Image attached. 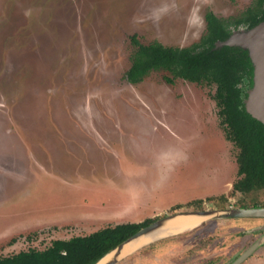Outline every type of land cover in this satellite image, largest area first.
I'll return each instance as SVG.
<instances>
[{
  "label": "rangeland",
  "instance_id": "obj_1",
  "mask_svg": "<svg viewBox=\"0 0 264 264\" xmlns=\"http://www.w3.org/2000/svg\"><path fill=\"white\" fill-rule=\"evenodd\" d=\"M252 2L0 0L1 255L146 217L264 205L261 189L232 192L236 149L214 86L124 76L130 36L186 46L206 10L236 17ZM260 224L208 217L116 264H227L233 246L264 236ZM246 261L263 263L264 244Z\"/></svg>",
  "mask_w": 264,
  "mask_h": 264
},
{
  "label": "trees",
  "instance_id": "obj_2",
  "mask_svg": "<svg viewBox=\"0 0 264 264\" xmlns=\"http://www.w3.org/2000/svg\"><path fill=\"white\" fill-rule=\"evenodd\" d=\"M263 19L264 0H253L236 17L221 18L206 10L204 32L198 40L186 46L164 45L156 40L142 43L132 35L133 50L124 74L130 83L141 81L151 71H163L164 81L170 84L183 79L214 86L212 98L219 123L225 139L236 149L238 177L232 183V192L242 194L259 189L264 193V123L253 118L244 108L243 99L252 84V65L247 51L227 45L213 49V45L216 40L225 39L232 29H247ZM195 203L191 200L186 204ZM179 207L180 204H174L170 208L175 210ZM195 207L200 206L195 204ZM239 207L250 205L240 203ZM157 218L146 217L137 222L103 226L87 234L55 238L43 249L28 248L0 254V264H94Z\"/></svg>",
  "mask_w": 264,
  "mask_h": 264
},
{
  "label": "water",
  "instance_id": "obj_3",
  "mask_svg": "<svg viewBox=\"0 0 264 264\" xmlns=\"http://www.w3.org/2000/svg\"><path fill=\"white\" fill-rule=\"evenodd\" d=\"M224 45L238 46L247 51L252 65V84L246 90V97L243 99L244 108L246 112L249 113L253 118L264 123V19L247 29L244 27L232 29L230 34L225 39L216 40L214 42L213 49ZM182 215H199L205 218H264V206H252L246 208L229 207L223 210L203 209L189 212H176L170 215H165L152 221L148 225L141 227L127 240L106 253L104 256L109 253L111 254L103 264H116L120 259L119 255L123 245L130 239L149 233L160 227L167 220L174 219ZM263 239L264 236L262 235L249 247H247L230 264H239L260 245ZM104 256H102L100 259H102Z\"/></svg>",
  "mask_w": 264,
  "mask_h": 264
},
{
  "label": "bare ground",
  "instance_id": "obj_4",
  "mask_svg": "<svg viewBox=\"0 0 264 264\" xmlns=\"http://www.w3.org/2000/svg\"><path fill=\"white\" fill-rule=\"evenodd\" d=\"M202 219H205V217L199 216V215H182L178 216L174 219L167 220L162 224L160 227L156 228L155 230L139 235L137 237H134L127 241L121 250V253L119 257L125 255L127 252L134 249L137 245L140 244H146L149 242H152L158 238H162L168 235L176 234L179 232L191 230L196 225H198L199 221ZM132 252V251H131ZM130 253V252H129ZM111 253L104 256L102 259H100L96 264H103Z\"/></svg>",
  "mask_w": 264,
  "mask_h": 264
},
{
  "label": "flooded vegetation",
  "instance_id": "obj_5",
  "mask_svg": "<svg viewBox=\"0 0 264 264\" xmlns=\"http://www.w3.org/2000/svg\"><path fill=\"white\" fill-rule=\"evenodd\" d=\"M262 224V223H261ZM259 225V226H257V227H255V229H257V230H264V224L263 225ZM264 232V231H263ZM262 236V234H260L259 236H257V238L255 239V241L258 239V238H260ZM252 244V243H251ZM264 244V239H263V241L260 243V245L256 248V249H258L261 245H263ZM237 247V244H236V246H233L232 248H231V250H233V248H234V250L236 251H234L233 253H232V255H230L227 259H229V261H228V263L227 264H230L235 258H237L246 248H244V249H242V250H240L241 248H236ZM249 247V246H248ZM256 249L248 256V257H246L244 260H242L239 264H244L245 262H247L246 260L247 259H249L254 253H255V251H256ZM240 250V251H239ZM235 254V255H234ZM257 259H259V258H257ZM259 264H264V262L263 263H260L259 262Z\"/></svg>",
  "mask_w": 264,
  "mask_h": 264
},
{
  "label": "crops",
  "instance_id": "obj_6",
  "mask_svg": "<svg viewBox=\"0 0 264 264\" xmlns=\"http://www.w3.org/2000/svg\"><path fill=\"white\" fill-rule=\"evenodd\" d=\"M95 230H96V229H95ZM93 231H94V230H93ZM89 232H90V231H89ZM89 232H87V233H89ZM91 232H92V231H91ZM251 261H252V260H251ZM251 261L249 262L250 264H251V263H254V262H251ZM257 264H259V263H257Z\"/></svg>",
  "mask_w": 264,
  "mask_h": 264
}]
</instances>
